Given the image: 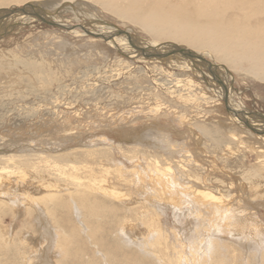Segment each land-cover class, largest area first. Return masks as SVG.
I'll return each mask as SVG.
<instances>
[{"label": "bare ground", "instance_id": "bare-ground-1", "mask_svg": "<svg viewBox=\"0 0 264 264\" xmlns=\"http://www.w3.org/2000/svg\"><path fill=\"white\" fill-rule=\"evenodd\" d=\"M28 1L29 0H0V28L12 22L19 21L23 24H28L33 21L40 22L45 20L56 22L57 24H61L59 25L60 27H65L68 23L66 24L61 20H67V18H62L58 12L57 14L59 15V18L57 15L56 17L54 15H49L44 8L61 10L66 7L62 12H69L73 15V18L76 19V21L80 19L83 27L87 26L90 28V30H88L89 28H84L86 29V32L89 33V36L103 37L106 39L109 46L115 48L122 55H129L130 58L132 57L134 59L147 60L148 62L164 65L172 71L177 70L182 72L183 75L187 77V87L191 89L194 87L200 88L201 85L198 83L203 82L209 87V89H211L210 91L213 94L209 101H212L217 97L220 101L224 100L226 102L230 115L228 118L226 117V119H228L227 121L229 125H232L231 128L233 126V129L236 127L241 131L239 133H243L247 129H250L254 131V133L257 132L261 137L259 139L264 142V116L245 108L241 102H235L233 93L234 86L232 84L234 77L231 75L232 70H237L242 73L243 77H250L255 81L264 83V0H81L79 3L75 2L76 0H39V2L34 0L32 1L33 3ZM92 3L96 8L101 7L102 11L105 10L114 15L115 18L124 21V24L125 21H127L128 23H132L142 28V31L149 32L148 35L151 34V39L145 40L131 35L133 29L128 27L127 24H125L127 27L123 24L124 29H119L116 25L110 24L109 21L97 20L98 18L96 19L95 15L91 12V10L95 11V7L92 6ZM65 4L66 6H64ZM24 5H27L28 7H25ZM21 7L24 8L19 9ZM86 20L89 21L88 24L83 23ZM72 34L79 33L75 31ZM213 56L217 58L219 63L212 62L210 58ZM241 61H246L247 65L243 66ZM23 65L30 70L33 69V65L28 61L23 62ZM34 69H36V67H34ZM42 69L43 68L41 67V70ZM163 71L166 70L163 68ZM203 71H208L209 75H205ZM186 72L197 77L196 79L200 82L197 84L194 83V80H191ZM178 84H180V82ZM194 92L195 91L191 90L193 95L192 98L196 100L197 95H194ZM201 96L204 97L208 104L209 101L206 100V94L202 93ZM189 101L191 100L189 99L186 103ZM218 122L220 124H225L222 118ZM233 132L236 131L233 130ZM203 134L204 133H202V135ZM230 135L232 137L236 136L233 133H230ZM113 138L116 139V141H113L114 143L104 147V150L109 152V155L107 153L105 156H102L104 150L100 151V147L92 149L81 147V152H79L81 154H79L80 156H78V153L76 152L75 154L74 152H71L75 148L71 151L69 150L70 152L68 150L67 152H64L65 150L61 149L57 153L44 154L37 152L27 154L26 156L23 154H0V195H4L5 200L11 205L13 204L15 207L19 208L21 206V208L26 211L27 209H32V212L34 210V221L39 230L38 236H30L34 247L30 246L31 248L27 253L24 252L21 254V252H19L25 250L26 247L23 246L25 240H18L20 236H18V239L15 237L20 243L18 242V245H16L17 247L15 246L14 253H11L13 256L9 254L10 251H8L7 241L3 239L4 236H2V232L0 231V250H2L0 252V264H20V262L21 264H51L45 259L42 249L44 247L43 244L45 239L47 238L49 240L47 243V246H49L50 243L52 244L55 236V244L53 245H55V248L58 250H55V252H58H56L58 256L59 253L62 254L64 251L63 248L68 244L66 239L59 236V234L54 233V235H52L51 233L49 224L51 226L52 224L51 219L49 218V221L48 217H55L54 214H56L54 213L56 210L51 212L50 208H52V206L61 212V209L64 208L67 211L72 204V208L77 204L82 208V212L89 214L93 213L92 219L95 221L94 223L98 224L99 219L104 217L105 213L111 214L114 218L116 217L119 219L120 216L117 212L121 211V209H118L114 203L130 207L131 204L128 203V200L132 195L127 192L131 188H135V191L138 192L137 194L142 197L143 200L139 203L137 202L138 205L135 208H127L124 210V216L121 217V220L115 223L114 226H116V224H118V226L115 227L112 232L114 234H119L120 237L124 236L125 238L128 235L126 231L131 230L133 226L132 221H134V223L140 221L141 223L139 224H142V227H145V235L143 234L145 238L141 239L142 241L140 240V245L138 244L139 240H137L138 249L143 251L145 255H150L153 259V264H239L238 254L240 253L235 252V250L229 252L227 260H225L220 254H217L216 257L212 258V254L217 250L216 249L213 252V244L217 240L216 238L218 236H231V238H234V234L231 233L232 230L248 231V234L254 239V242L256 241V243H258L256 248L258 247L257 249L263 250L264 252V194L260 197H258L259 194H257L256 197H258V199H254L256 200L254 203L248 199L250 197H246V190L249 192L254 189V192H258L259 189V187L252 182L250 177L249 180L246 181L248 186L243 184L245 182L241 183L236 179L232 184L228 183V186L231 185L232 189H234L235 198L234 196H230L229 199H226L225 195H222L221 191L217 188L215 192L210 190L211 188L201 190L200 188H193L192 186L178 189V179L170 163L167 162L163 164V162L154 154L147 150L144 151L136 145H130L129 143H136L137 141V138L130 133L119 132L116 133ZM116 142L119 143L114 145ZM188 143L184 142L182 146L184 147V154L188 153V157L191 158L190 162L198 165L199 169H203L207 176L214 177L213 175H218L219 178H224V176H226L228 177V180L234 179L228 169L225 168L226 166L223 165L224 163L218 164V161L214 156L211 158L208 156L201 158V156L198 155L200 160L197 159L195 157L196 154H193L195 153L196 148H193L194 151L191 150V147L193 146L190 147ZM125 150L127 152H125ZM228 150L231 153L234 151L231 147L228 148ZM198 151L200 150L198 149ZM110 152L114 154L119 152L123 155L124 159L121 156L119 157L121 161L120 166L122 167L115 166V168H112V171L110 170L111 164L109 163L112 161L110 156L112 154H110ZM125 154H130L129 156L126 155L129 164L125 161ZM98 156H102V158H99ZM26 157L35 158L32 160H36V162L33 163L29 160L31 158ZM141 159L144 160L143 163ZM205 159L207 164L210 165L209 169L205 166ZM40 164L45 169H41ZM2 165L7 166L4 167ZM261 165L264 169V161L261 162ZM179 166L183 167L182 164ZM50 172L53 173L54 180H50L49 176L52 174H50ZM180 172L184 174L185 171L181 170ZM200 172L196 174L201 176L202 174H200ZM187 176L190 177L188 173L184 174V178ZM261 176L263 175L261 174ZM131 177L133 179H131ZM196 178L197 181H200L199 177ZM126 181L130 183V185L132 184V186L128 185V187L125 185L123 182ZM30 183L37 184L38 188L32 187V185L35 184ZM64 192L68 194L64 195ZM63 195L66 196L64 199H62ZM152 197H154V199H152ZM67 198L69 201L71 198L72 202H69ZM133 204L134 202L132 203V206ZM1 206L5 207L6 204L0 202V211H4V208L2 209ZM69 210L70 212L72 211L71 209ZM9 211L11 210L8 209V213ZM4 212H7V210ZM4 212H1L0 214H3ZM114 212H116L118 216L114 215ZM126 213L128 214L127 216ZM181 213L187 216L183 220H179L180 224L178 225L176 220L180 217ZM162 214L170 221V228L168 231H164L165 229L163 230L162 228ZM71 215L72 214H70V217ZM78 217L80 220H83L80 216ZM67 218L68 220L70 219L69 217ZM61 219V221H63L64 217ZM58 220L60 219L58 218ZM107 221H109V219ZM196 222H198L196 229L197 233L194 239L189 240V232L191 231L190 224H195ZM103 223L104 222H102V224ZM204 223L208 229L207 233L202 232L204 231L202 229ZM68 225L70 226L69 223ZM76 225L77 224L74 226ZM88 225L89 224H87V227ZM230 226L232 228H230ZM62 228L65 229L64 227ZM91 229H88V231ZM104 231L105 230H100L99 227H96L89 233L90 236L94 237L95 242L98 241V244H95V246L99 245L102 249L104 248L105 251L103 250V252H105V254L118 261L123 249L121 251L117 249V246L114 245L117 243H115V241L114 244H111L112 242L107 243V241V246L102 244V240L98 236L104 233ZM66 232L70 231H67L66 229L64 233ZM70 233L74 238L76 237V234L74 235V233ZM110 233L108 232L107 234ZM120 237L118 239H120ZM171 238H173L172 243L170 240ZM82 240L83 239L81 238V241ZM104 241L106 240L104 239ZM79 244H82V242ZM120 244H122V242ZM90 245L91 243H89V246ZM78 246L75 251H77ZM221 246L223 247V245ZM71 247L70 252L72 249ZM4 249L6 252L2 253ZM74 249L75 248L72 250L74 251ZM82 249L84 251L87 248H81V250ZM95 252L94 254H96ZM56 253L53 255L56 256ZM126 254L128 255L127 252ZM72 255L74 259L75 256L74 254ZM146 259L147 258H143V260ZM61 260L62 258L60 261ZM135 260V264H138V261H140L137 260V258H135ZM54 261H56V258H54ZM71 261L78 260L75 257V259ZM104 261L105 260H103V263ZM57 262V264H59L58 260ZM143 262L141 261L139 264H145V262ZM263 262L261 261V263ZM147 264L150 263L147 262Z\"/></svg>", "mask_w": 264, "mask_h": 264}, {"label": "rangeland", "instance_id": "rangeland-1", "mask_svg": "<svg viewBox=\"0 0 264 264\" xmlns=\"http://www.w3.org/2000/svg\"><path fill=\"white\" fill-rule=\"evenodd\" d=\"M29 1L32 2L34 0ZM37 2H39V0H37ZM75 2L79 3L81 0H76ZM64 6H66V4ZM92 6L95 7L94 4ZM23 8L24 7H21L19 9ZM64 9H66V7H64ZM64 9H56V11L55 9L51 10L44 8L49 15H54L55 17L57 15L58 17V14H60L62 18H67V20H61L66 24L68 23L65 27H60L59 25L61 24L44 19L46 22L33 21L28 24H23L18 21L4 25L2 27L3 30L0 28V154H23L26 156L27 154L37 152L44 154L57 153L61 149L67 152V150L71 151L75 148L76 150L74 149L75 151L73 150L71 152H74V154L76 152L78 153L77 155L80 156L81 154L79 152H81L80 150L82 148L88 147L92 149L100 147V151L104 150V147L116 141V139L113 138L116 133L127 132L137 138L136 143H129L130 145H136L138 148L140 147V149L144 151L147 150L154 154L163 164L167 162L171 164L178 179V189L192 186L193 188H200L201 190L211 188L210 190L215 192L217 188L221 191L222 195H225L226 199H229L230 196H234V189H232L231 185H228L232 184L235 179L237 181L239 180L241 183L245 182L243 184L247 185L246 181H248L250 177L252 182H254L259 189L258 192H254V189L249 192L246 190V197H250L248 199L254 203L256 202L254 199H258V197L264 194V169L261 165V162L264 161V142L259 139L261 137L257 132L254 133V131L250 129H247L245 132L242 131L243 133H239L241 131L236 127L234 129V126L231 128L232 125H229L228 119H226V117L228 118L230 116L229 109L224 100L220 101V99L216 97V99L209 101V99L212 98L211 95H213L210 91L211 89L188 72L186 73L191 80H194V83L197 84L200 82L198 83L201 85L200 88L194 87L191 89L187 87V77L184 76L182 72L177 70L172 71L164 65L148 62L147 60H139L132 57L130 58L129 55H122L115 48L109 46L106 39L103 37H93L91 34V36H89V33L86 32V29L89 27H83L82 21L80 19L76 21L69 12L63 13L62 11ZM91 12L95 15L96 19L98 18L97 20L109 21L110 24L116 25L119 29H124V21L115 18L114 15L105 10L102 11L101 7H95V11L91 10ZM88 22L89 21L86 20L83 23L88 24ZM125 24L133 29L131 35L145 40L151 39L152 36L151 34L148 35L149 32L142 31V28L128 23L127 21H125ZM88 30H90V28ZM75 31L79 34H72ZM210 59L213 63H219L215 56ZM27 61L33 65L32 70L23 65V62ZM241 64L246 66L247 62L241 61ZM34 67L38 70L34 69ZM163 68L166 71H163ZM204 74L209 75L208 71L204 72ZM231 75L234 77V81H231L235 87H233L235 102H241L245 108L264 116V83L255 81L250 77H243L242 73L237 70H232ZM179 82L180 84H178ZM191 90L195 91L194 95H197V101L192 98L193 92L191 93ZM200 93L206 94V100L209 101L208 104ZM189 99L191 101L186 103ZM181 118L184 119L182 120ZM221 118L224 120L225 124H220L218 122ZM233 130L236 132H233ZM202 133L204 134L202 135ZM230 133L236 136L232 137ZM184 142H189L188 145L190 147L193 146L191 150L196 148L193 154H196L195 157L197 159L200 160L198 155H200L201 158L205 156L211 158L214 156L218 164L224 163L223 165L226 166L225 168L228 169L234 179L228 180L226 176H224V178H219L218 175L213 174L214 177L207 176L203 169H199L198 165L190 162L191 158L188 157V153L184 154V147H182ZM117 143L119 142H116L114 145ZM229 146L234 150L232 153L228 150V148H230ZM198 149L200 151H198ZM104 151L102 156H105L107 153L109 155L107 150ZM125 152L127 151L125 150ZM110 154H112L110 155L112 158L111 163H109L111 164L110 170L112 171V168H115V166L122 167L120 166L121 161L119 157L121 156L123 158V155L119 152L115 154L110 152ZM126 155L129 156L130 154H125V156ZM102 156L98 157L102 158ZM26 158H31L29 160L33 163L36 162V160H32L35 158ZM125 159L129 164L127 156ZM141 161L142 163L144 162L142 159ZM205 162V166L209 169L210 165L207 164L206 159ZM180 164H182L183 167H188L183 168L179 166ZM2 166L6 167L7 165ZM40 168L45 169L42 165ZM181 170L185 171L184 174L188 173L190 177L187 176L188 178H184V174L180 172ZM199 172L202 174L201 176L196 174ZM51 173L52 172H50V174ZM261 174L263 176H261ZM196 177H199L200 181H197ZM49 178L50 180H54L53 173ZM131 179L133 178L131 177ZM123 183L127 186H132V184L130 185L127 181ZM32 187L38 188V185L35 184L32 185ZM135 192V188H131L127 192L132 195L128 200L129 202L127 201L131 204L130 207L114 203L118 209H121V211L117 212L120 216L119 219L116 217L114 218L111 214L105 213V216L99 219V225L94 223L95 221L92 219L93 213L89 214L82 212V208L76 203L75 207L73 206L72 208V204L67 211L63 208L61 212L52 206V208H50L51 212L56 210V212H54L56 213L54 214L55 217H52L55 219H52L49 215V217L47 216L48 219H51L52 226H54L52 227L49 224L51 233L52 235H54V233L59 234V236L66 239L68 244L63 248L64 251L62 250L65 253H59V257L57 254L58 250L55 248V245H53L55 244V236L52 244L50 243L49 246H47L49 240L45 237L44 247L42 246L45 259L51 264H57V260L59 264H100L101 262V264H135L134 260L137 258V260H140L138 264L141 261H144L145 264H147V262L153 264V259L150 255H145L143 251L138 249V244L140 245L142 241L141 239L145 238V227L139 224L141 223L140 221L136 223L132 221L133 226L131 230L126 231L128 234H126V239L124 236L120 237L119 234H114L112 232V230L118 226V224L114 226L115 223L124 216V210L127 208H135L138 203L143 200V198L137 194L138 192ZM63 194L65 195L68 193L64 192ZM257 194H259L258 197H256ZM64 195L62 199L66 197ZM152 199H154V197H152ZM70 201L72 202L71 198ZM0 202L6 204V208L1 206L2 209L4 208V211L7 210V212L3 210L0 211V213H5V215L4 213L0 214V231L2 232V236H4L3 239L7 241L8 251H10L9 254L14 253L17 247L16 245H18V242L20 243L18 240H25L23 246L26 247L24 251L21 250L19 252H21V254L24 252L27 253L31 247H34L31 237L38 236L39 232L36 227V222L34 221V210L32 212V209H27L26 211L21 208V206L19 208L15 207L5 200L4 195H0ZM133 202L134 204L132 206ZM8 209L11 210L9 213ZM69 209L72 210V213ZM70 214L73 216L71 215L70 217ZM76 214L83 220H80ZM117 214L114 212V215L118 216ZM127 215L126 213V216ZM186 216L187 215L181 213L180 217L176 220L177 224L179 225V220H183ZM29 217L32 222L29 220ZM63 217L64 222L61 221ZM67 217L70 219L68 220ZM58 218L60 220H58ZM108 219L110 222L107 221ZM167 219L168 218L164 215L161 217L162 228L163 230L165 229L164 231H168L170 228V221ZM102 222L104 223L102 224ZM73 223L77 225L74 226ZM197 223L198 222L195 224L192 223L193 225L190 224L191 231L189 232V240L195 238ZM87 224H89L88 227ZM94 225L99 227L100 230L106 231H104L105 234L102 233L98 236L101 238L102 244L107 246V243L112 242L111 244H114L115 241V243H118L114 244L117 246L116 248L120 251L123 249L118 261L105 254V252H103L104 248L102 249L99 245L95 246V244H98V241L95 242L94 237L90 236L89 233L96 228ZM52 228L55 229V232ZM230 228L232 227L230 226ZM66 229L74 233V235L76 234V237L74 238L70 232L64 233ZM88 229L91 230L88 231ZM202 229L204 230L202 232H208L205 223ZM107 230L111 233L107 234ZM234 231L235 230H232L231 232L234 234V238H231V236H218L216 238L217 240L213 244V252L217 250L212 254V258L220 254L227 260L229 252L235 250V252L240 253L238 254L239 264H264V252L263 250L257 249L258 247L256 248L258 243H256V241L254 242V239L248 234V231ZM18 236H20L19 239ZM119 237L120 239H118ZM81 238L84 241H81ZM104 239L106 241H104ZM137 240H139V243ZM170 240L172 243L173 238ZM81 242L82 244H79ZM121 242L122 244H120ZM89 243H91L93 247L91 245L89 246ZM221 245H223V247ZM77 246L78 252L75 251ZM70 247L72 249L75 248L74 251L71 249L70 252ZM81 248L87 249L83 251ZM55 250H57V253ZM1 251L2 250H0V252ZM93 251H96V254H94ZM5 252L6 250L4 249L2 253ZM54 253H56L57 257L53 255ZM72 254H74L78 261H71L75 259V257L73 259ZM88 255L91 256L89 257ZM54 258H56V261H54ZM61 258L62 260L60 261ZM143 258L147 259L143 260ZM103 260L106 262L104 261L103 263ZM261 261L263 263H261Z\"/></svg>", "mask_w": 264, "mask_h": 264}]
</instances>
